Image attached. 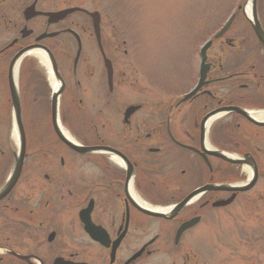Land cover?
<instances>
[{
  "label": "flooded vegetation",
  "instance_id": "af4514ba",
  "mask_svg": "<svg viewBox=\"0 0 264 264\" xmlns=\"http://www.w3.org/2000/svg\"><path fill=\"white\" fill-rule=\"evenodd\" d=\"M147 56L107 0H0V264H189L188 231L264 214V0H233L184 92Z\"/></svg>",
  "mask_w": 264,
  "mask_h": 264
},
{
  "label": "rangeland",
  "instance_id": "374dc122",
  "mask_svg": "<svg viewBox=\"0 0 264 264\" xmlns=\"http://www.w3.org/2000/svg\"><path fill=\"white\" fill-rule=\"evenodd\" d=\"M232 2L107 0L111 15L150 58L144 67L152 70V91L163 96L191 86L184 57L218 25ZM187 239L189 264H264V214L241 202L188 231Z\"/></svg>",
  "mask_w": 264,
  "mask_h": 264
},
{
  "label": "water",
  "instance_id": "95a60500",
  "mask_svg": "<svg viewBox=\"0 0 264 264\" xmlns=\"http://www.w3.org/2000/svg\"><path fill=\"white\" fill-rule=\"evenodd\" d=\"M55 98H56V100H54V101L56 103L57 97H55ZM74 148H76L77 150L82 151V152H86L88 150V148H83V147H78V146H74ZM223 157H225V156H223ZM243 189H245V188H243ZM187 224H189V223L184 224V228H185V226H187Z\"/></svg>",
  "mask_w": 264,
  "mask_h": 264
},
{
  "label": "bare ground",
  "instance_id": "6f19581e",
  "mask_svg": "<svg viewBox=\"0 0 264 264\" xmlns=\"http://www.w3.org/2000/svg\"><path fill=\"white\" fill-rule=\"evenodd\" d=\"M39 55H41V54H39ZM42 56V55H41Z\"/></svg>",
  "mask_w": 264,
  "mask_h": 264
}]
</instances>
